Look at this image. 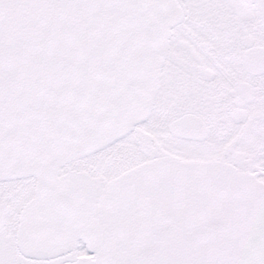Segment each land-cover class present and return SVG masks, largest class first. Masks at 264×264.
<instances>
[{
  "label": "snow or ice",
  "instance_id": "1",
  "mask_svg": "<svg viewBox=\"0 0 264 264\" xmlns=\"http://www.w3.org/2000/svg\"><path fill=\"white\" fill-rule=\"evenodd\" d=\"M0 264H264V0H0Z\"/></svg>",
  "mask_w": 264,
  "mask_h": 264
}]
</instances>
